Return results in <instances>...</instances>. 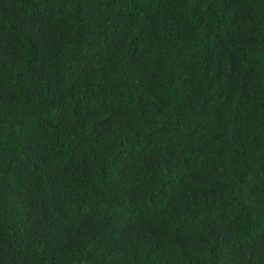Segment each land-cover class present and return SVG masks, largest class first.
Returning <instances> with one entry per match:
<instances>
[{
  "label": "trees",
  "instance_id": "trees-1",
  "mask_svg": "<svg viewBox=\"0 0 264 264\" xmlns=\"http://www.w3.org/2000/svg\"><path fill=\"white\" fill-rule=\"evenodd\" d=\"M0 264H264V0H0Z\"/></svg>",
  "mask_w": 264,
  "mask_h": 264
}]
</instances>
